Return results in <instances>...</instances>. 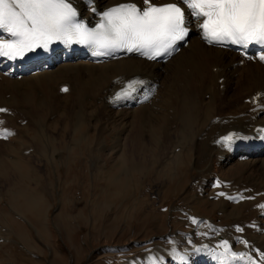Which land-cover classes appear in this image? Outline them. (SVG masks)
I'll use <instances>...</instances> for the list:
<instances>
[{"label": "bare ground", "instance_id": "6f19581e", "mask_svg": "<svg viewBox=\"0 0 264 264\" xmlns=\"http://www.w3.org/2000/svg\"><path fill=\"white\" fill-rule=\"evenodd\" d=\"M69 2L87 24L96 23L102 12L120 3L135 2L139 9L148 7L144 0ZM150 2L180 4L178 0ZM183 6L186 24L192 33L187 44L164 63L125 56L99 64L69 49H58L28 65L0 57V109L5 110L0 111V186L5 185L7 192L15 190L14 206L21 198L29 202V193L32 202L38 205L40 194L36 188L21 185L20 181L21 184L11 182V172L6 175L2 170L4 166L30 158L39 163L35 169L44 167L41 162L45 159L55 161L58 136L49 129L53 122L68 120L74 125L93 120L99 124L91 126L96 130L93 139L96 151L93 150L89 159L90 166L98 170L104 162L96 152L105 146L103 126L105 118H112L109 112H119L124 121L117 129V141L121 137L129 139V144L124 146L135 149L144 144L154 127L151 122L160 114L163 121L159 137L155 139L162 151L160 160L172 161L174 165L182 162L183 169L192 163L197 171L194 189L197 197L207 193L208 188V196L222 202V214L227 215L231 208L239 210L227 226L191 215L189 230L170 238L175 250L168 253L169 249L157 248L153 264H247L246 260L225 256L223 242L228 243L230 252L244 253L258 264L260 253L264 252V133L261 130L264 127V61L259 59L264 52L244 58L233 50L208 44L199 27L204 18L198 19L192 15V9ZM0 39L11 37L0 31ZM134 81L137 82L135 90L116 99V94ZM256 94H259L257 101L253 99ZM163 104L166 108L160 109ZM24 129L34 132L30 142H26L27 137L19 136ZM231 131L234 142L230 148L217 143ZM214 165L220 169L241 165L246 169L238 176L226 178L211 173ZM250 169L258 178L247 173ZM38 181L46 182L42 178ZM179 242L184 248H176ZM202 243H210L212 247L202 246L207 249L202 252L199 250Z\"/></svg>", "mask_w": 264, "mask_h": 264}, {"label": "rangeland", "instance_id": "374dc122", "mask_svg": "<svg viewBox=\"0 0 264 264\" xmlns=\"http://www.w3.org/2000/svg\"><path fill=\"white\" fill-rule=\"evenodd\" d=\"M163 106L160 109L166 108ZM109 113L112 118H105L103 126L105 146L96 152L104 162L101 170L89 163L96 149V130L92 127L98 123L93 120L88 124L72 125L64 120L49 125L58 136V150L55 161L41 162L44 167L35 169L39 163L32 158L4 166L2 172H11V182L30 184L40 200L35 205L29 193V202L21 198L14 206L15 190L7 192L5 185L0 186V264H153L157 248L169 249L168 253L175 250L170 238L189 230L191 215L223 226L233 220L239 209L231 208L229 216L222 214V202L208 196V188L197 197V171L192 163L183 169L182 162L174 165L160 160L162 151L156 142L163 121L160 114L151 122L154 127L144 144L135 149L124 146L129 139L117 141V129L124 121L119 112ZM33 135L32 129H24L19 136L30 142ZM245 169L241 165L221 169L214 165L211 173L231 178ZM246 171L256 176L253 170ZM39 177L46 185L39 183ZM181 243L176 248H184ZM206 245L200 244L199 250H207Z\"/></svg>", "mask_w": 264, "mask_h": 264}, {"label": "snow or ice", "instance_id": "6c2138e0", "mask_svg": "<svg viewBox=\"0 0 264 264\" xmlns=\"http://www.w3.org/2000/svg\"><path fill=\"white\" fill-rule=\"evenodd\" d=\"M144 3L148 7L143 11L135 4L110 8L103 13L100 23L89 28L77 21V11L69 0H0V31L11 37L0 39V57L9 60L24 57L38 49L48 50L55 42L94 46V54L99 56L118 50L137 52L150 60L162 54L170 55L177 42H183L189 34L185 12L178 3L162 6H155L150 0ZM183 3L193 10V16L204 18L199 27L208 44H232L241 49H247L252 43L264 46V0H183ZM259 59L264 61V55ZM135 83L118 92L116 99L134 91ZM233 142L232 134L217 141L226 148ZM221 247L225 249V256L256 264L244 253L230 252L227 242ZM260 256V264H264V252Z\"/></svg>", "mask_w": 264, "mask_h": 264}]
</instances>
